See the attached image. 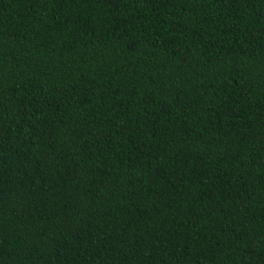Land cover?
Instances as JSON below:
<instances>
[{"label":"trees","instance_id":"obj_1","mask_svg":"<svg viewBox=\"0 0 264 264\" xmlns=\"http://www.w3.org/2000/svg\"><path fill=\"white\" fill-rule=\"evenodd\" d=\"M0 264H264V0H0Z\"/></svg>","mask_w":264,"mask_h":264}]
</instances>
